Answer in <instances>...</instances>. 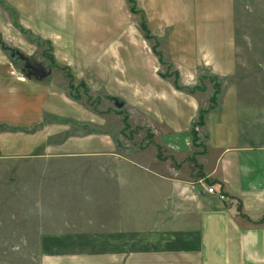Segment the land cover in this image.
Masks as SVG:
<instances>
[{"label": "crops", "instance_id": "crops-1", "mask_svg": "<svg viewBox=\"0 0 264 264\" xmlns=\"http://www.w3.org/2000/svg\"><path fill=\"white\" fill-rule=\"evenodd\" d=\"M136 5L150 34L165 46L163 59L180 86L200 87L204 76L221 82L215 108L196 128L200 175L195 181L190 168L187 178L183 173L192 156V126L213 92L207 85L194 93L179 90L159 76L152 56L140 59L145 64L140 71L135 59L122 58L131 65L120 73L127 69L132 77L112 81L113 100L129 130L145 129L148 146L122 152L106 150L104 143L94 150L88 133L69 132L70 124L81 130L83 124L71 122L68 104L56 106L55 94L45 97L40 81L52 75V67L41 80L30 74L13 78L9 58L23 54L0 38L12 50L0 44V160H95L99 179L102 175L97 190L106 216L88 230L42 233L40 264H264V97H258L264 93L236 78L233 0H136ZM101 62L91 68L99 69ZM63 133L69 135L58 139ZM203 180L226 200L207 194Z\"/></svg>", "mask_w": 264, "mask_h": 264}, {"label": "rangeland", "instance_id": "rangeland-1", "mask_svg": "<svg viewBox=\"0 0 264 264\" xmlns=\"http://www.w3.org/2000/svg\"><path fill=\"white\" fill-rule=\"evenodd\" d=\"M5 2L9 11L0 7V38L10 49H17L29 57L32 63L52 67V75L40 81L45 97L52 100L54 94L57 95L56 106L67 103L66 115L74 117L71 122L83 124L80 125L82 130L70 124L69 132L72 135L80 131L88 133L90 149L94 150L104 143L106 150L122 152L148 146L145 129L124 130L123 119L118 113L120 109L113 100L117 97L112 95L116 92L112 81H122V74L132 77L127 69L120 73L123 67L131 65L123 62L124 57L135 59L137 71H140L145 70L141 68L145 64L140 59L152 56L159 76L168 70L173 72V68L164 61L167 53L160 42L158 51L165 54L162 55L164 65L155 62L150 51L153 42L144 40L139 29L140 15L129 12L127 1ZM233 25L238 83L264 93V0H233ZM5 54L9 56L8 52ZM97 61L106 66L108 75L101 65L99 69L91 68L98 65ZM113 68L118 71L116 77ZM28 72L19 59L9 58L10 76L26 79ZM173 80L174 77L167 82L173 85ZM218 82L221 85L219 79ZM199 84L200 88L207 85L209 90L214 89L207 76ZM261 96L264 94L258 95ZM68 135L63 133L58 139ZM175 162L173 160L174 165ZM98 165L95 160H0V264H40L42 233L88 230L93 222L106 216L105 208L99 205L104 198L97 190L98 180L102 179V175L99 179ZM184 166V177L187 178L191 169L194 171L191 178L196 181L201 169L189 160ZM202 183L208 184L204 180L199 184ZM84 184L86 188L78 190Z\"/></svg>", "mask_w": 264, "mask_h": 264}, {"label": "trees", "instance_id": "trees-1", "mask_svg": "<svg viewBox=\"0 0 264 264\" xmlns=\"http://www.w3.org/2000/svg\"><path fill=\"white\" fill-rule=\"evenodd\" d=\"M126 1H127V4H128V8H129L130 13L133 14V15H140V18H139V29H140V31L142 33V36H143V38L145 40H148V41L151 40L153 42L152 51L157 56L159 62L164 65V62L162 60V54L158 51L159 40H157L156 38H154L150 34V31H149V29L147 27V23L145 21L144 15L141 13V11L138 9V7L136 5V0H126ZM0 6L3 7V8L6 7V5H5L3 0H0ZM0 44H1V47H2L3 50H10L1 41H0ZM10 51H12V50H10ZM172 77H174L173 85H174V87L176 89H179V90L185 89L189 93H194L195 90H201V91L203 90V88H200V87L199 88L198 87H196V88H185V87L180 86L178 84V82H177V79H178L177 72H169V70H168V71H166L164 73V78L169 79V78H172ZM208 79L213 82V88H214L213 89V93H212V95L209 98L210 104H209V106L206 109H200L199 110L198 116H197V120H196V122L194 123V125L192 126V129H191V138H192V148H193V150H192V156L190 157V161L193 162L194 166L196 168H198V170L200 168H199V165L195 161V156L201 154V151L199 150V148H201L202 146H201V143L199 141V137H198V133L196 132V128L203 126L205 114L210 109L215 108L216 100H217V97H218V95L220 93V88H221V85L218 82L217 78H215L213 76H209ZM118 113L121 115L120 111H118ZM122 119H123V123H124V126H125L124 130L125 131L129 130L127 117L123 116Z\"/></svg>", "mask_w": 264, "mask_h": 264}, {"label": "water", "instance_id": "water-1", "mask_svg": "<svg viewBox=\"0 0 264 264\" xmlns=\"http://www.w3.org/2000/svg\"><path fill=\"white\" fill-rule=\"evenodd\" d=\"M19 58L24 63V69L29 71V74L36 79L41 80L51 74V69L49 67L43 66L39 63H32L29 58L24 55H19Z\"/></svg>", "mask_w": 264, "mask_h": 264}, {"label": "built area", "instance_id": "built-area-1", "mask_svg": "<svg viewBox=\"0 0 264 264\" xmlns=\"http://www.w3.org/2000/svg\"><path fill=\"white\" fill-rule=\"evenodd\" d=\"M203 189L205 190V192L211 196L216 195L217 200L220 202H224L226 200V197L224 196V194L221 193H216V190L213 186H209V185H205L203 184Z\"/></svg>", "mask_w": 264, "mask_h": 264}, {"label": "flooded vegetation", "instance_id": "flooded-vegetation-1", "mask_svg": "<svg viewBox=\"0 0 264 264\" xmlns=\"http://www.w3.org/2000/svg\"><path fill=\"white\" fill-rule=\"evenodd\" d=\"M19 58V57H18ZM22 62V61H21Z\"/></svg>", "mask_w": 264, "mask_h": 264}]
</instances>
